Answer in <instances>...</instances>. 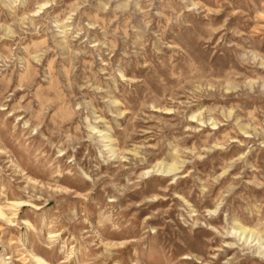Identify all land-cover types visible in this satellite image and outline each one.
Wrapping results in <instances>:
<instances>
[{
  "label": "rangeland",
  "instance_id": "rangeland-1",
  "mask_svg": "<svg viewBox=\"0 0 264 264\" xmlns=\"http://www.w3.org/2000/svg\"><path fill=\"white\" fill-rule=\"evenodd\" d=\"M0 264H264V0H0Z\"/></svg>",
  "mask_w": 264,
  "mask_h": 264
}]
</instances>
